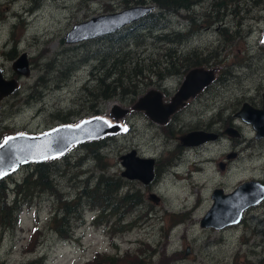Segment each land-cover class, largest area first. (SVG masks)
<instances>
[{"label": "rangeland", "instance_id": "1", "mask_svg": "<svg viewBox=\"0 0 264 264\" xmlns=\"http://www.w3.org/2000/svg\"><path fill=\"white\" fill-rule=\"evenodd\" d=\"M211 2L203 0L190 11L168 17L169 31L196 30L173 45L183 53L196 51L208 62L203 67L215 70L218 77L200 95L190 98L189 106L176 115L169 135L139 110L116 121L114 104L131 108L134 103L98 97L97 79L103 74L100 67L109 39L66 41L76 23L121 11L127 8L124 0H0V67L6 79L17 78L20 83L16 93L1 101L0 144L12 133L41 134L97 115L109 116L112 123L123 127L119 134L103 138L106 145L100 158L84 145L87 141L72 146L66 156L54 157L61 162L54 178L61 191L51 196L40 188L30 189L26 196L33 201L23 206L20 226L4 230L0 221V264H85L97 250L136 254L154 264L168 256L177 258L175 264H264V201L245 211L239 225L224 229L201 226L216 188L229 193L245 181L264 183V138H256L253 125L237 115L244 102L263 107L264 0L228 3L225 14L223 9L217 13ZM136 5L141 4L128 7ZM219 18L222 20L217 21ZM24 52L31 69L28 77L18 76L12 67ZM165 79L173 95L184 74ZM158 83L145 90L158 89ZM133 97L131 94L128 100ZM228 128L241 136L227 134ZM191 130L221 134L216 140L184 147L180 137ZM132 148L160 160L156 162L159 177L151 184L122 176L120 157ZM233 152L238 156L228 158ZM195 161H201L202 167L190 170ZM221 162L227 164L224 170ZM27 170L24 164L9 176L22 180ZM103 170L132 182L130 186L141 195L138 207L125 221L118 220L117 213L110 214L112 229L95 223L93 213L101 214L99 211L87 212L85 220L75 216L72 227L66 229H73L80 239H64L56 230L59 223L52 222L51 212L58 205L55 197L63 193L68 201L78 200L87 185L95 188ZM188 174L190 178L185 180ZM151 193L159 196L158 202L151 199ZM125 204L120 206L124 211L128 209ZM108 218L106 214L102 222ZM35 225L43 230L42 242L28 252L35 244L30 235Z\"/></svg>", "mask_w": 264, "mask_h": 264}, {"label": "trees", "instance_id": "2", "mask_svg": "<svg viewBox=\"0 0 264 264\" xmlns=\"http://www.w3.org/2000/svg\"><path fill=\"white\" fill-rule=\"evenodd\" d=\"M202 1L151 0V4H154L158 9L157 12H151L138 23L97 39V41L109 39L110 42L107 49L103 51V65L100 67L103 74L97 79L98 97L102 100L118 99L123 103L132 104L135 103L136 96L139 93L140 95L144 94L147 91L145 89L162 81L167 76L186 74L196 66L207 65L208 62L201 59L196 51L183 53L173 45L191 37L196 30L191 31L190 29L187 33H183L180 30L169 31L167 28L169 26L167 22L169 15H178L181 11H190ZM237 1L212 0L211 5L217 8L215 9L217 13L223 9L225 14L230 9L228 3L233 4ZM124 3L128 7L131 3L146 4L147 0H124ZM221 20L222 18H219L217 21ZM137 25L141 26L139 30L134 29ZM123 33L125 34L123 35ZM151 45L153 46L152 49H150ZM115 53H117V56L114 58L112 54ZM92 92L93 90H90V93ZM131 94L135 97L128 100ZM104 140L87 141L84 145L91 149L93 156L100 158L103 147L106 145ZM60 164L61 162L55 161L54 158L46 161L30 162L26 164L28 170L22 180L15 179L9 176L10 174L0 178V221L4 226V230L20 226L23 206L33 201L26 196L30 189L40 188L41 191L49 192L51 196L61 191L54 182L55 175L60 171ZM156 174L158 178V169H156ZM10 177L12 178L10 179ZM97 180L95 188H89L91 185H87L78 200L68 201V196L63 195V193L55 197L58 200V205L51 212L52 222L59 223L56 230L64 239H80V237L73 235V229H66V227L71 226V219H75V216L85 220L87 212L99 211L101 214H95V223L103 225L104 228H112L110 223L113 220H111L110 214L116 215L117 213L118 220L125 221L128 213L138 207L141 197L140 191L130 186L131 181L116 175H109L104 170ZM95 195H97V199ZM123 202L127 203L125 204L128 208L126 211H124V207H120L121 204H124ZM106 214L109 215V218L107 222H102V218ZM63 221L65 222L63 223ZM132 223L134 221L130 222V224ZM30 235L35 238L31 243L35 241V244L26 250L34 252L42 242L43 230L40 229V226L35 225ZM115 247L118 251L119 247ZM109 253L108 251L97 250L95 256L87 260L85 264H154L146 261L145 257L140 259L136 254ZM176 261L177 258L168 256L167 258H161L158 264L162 262L164 264H175Z\"/></svg>", "mask_w": 264, "mask_h": 264}, {"label": "water", "instance_id": "3", "mask_svg": "<svg viewBox=\"0 0 264 264\" xmlns=\"http://www.w3.org/2000/svg\"><path fill=\"white\" fill-rule=\"evenodd\" d=\"M154 4L136 5L121 11L101 14L89 20L75 24L66 35V41L79 43L85 40L95 39L115 33L124 27L137 22L154 11ZM18 76L31 74L27 53H22L12 64ZM216 78L215 70L204 67H195L185 76L180 88L172 96L169 102L164 101V94L159 89H150L138 97L133 110L144 111L154 122L167 123L170 116L185 106L186 102L196 97L205 87H208ZM20 88L17 78L6 79L3 68L0 67V123L1 101L16 93ZM131 108H122L119 105L112 107V113L116 121L125 118ZM244 121L253 125L256 137L264 138V95L263 107L257 108L248 102H244L237 112ZM123 129L116 122H108L102 116H94L85 119L78 125L64 124L42 134H13L0 145V178L12 173L23 164L60 156L66 153L74 144L100 139L105 136L118 134ZM226 133L231 136H239V131L228 128ZM216 133L195 130L183 135L180 139L186 146H197L215 140ZM236 156L229 154V158ZM123 177L131 180H139L148 185L156 177L155 157L139 155L136 148L121 155ZM225 163L221 162V169H225ZM151 199L158 202L159 196L151 193ZM213 205L201 220V226L206 228L224 229L241 222L245 211L261 203L264 200V183L257 180L245 181L238 185L232 192L225 193L223 188H216L212 193Z\"/></svg>", "mask_w": 264, "mask_h": 264}, {"label": "flooded vegetation", "instance_id": "4", "mask_svg": "<svg viewBox=\"0 0 264 264\" xmlns=\"http://www.w3.org/2000/svg\"><path fill=\"white\" fill-rule=\"evenodd\" d=\"M183 74V73H182ZM179 75H181V74H179ZM184 77H185V74H184ZM218 80V77H217V79H216V81ZM215 81V82H216ZM165 82H166V79L164 80H162V81H159V83H158V85H157V87H158V89L159 90H161L162 92H163V94H164V101L165 102H169L170 100H171V98H172V96L177 92V90L180 88H178L175 92H174V94L173 95H170V93H169V90H168V88H167V86H165ZM206 90V87L198 94V95H200L203 91H205ZM167 97H169V98H167ZM190 100V99H189ZM189 100L186 102V104H185V106L184 107H182L181 109H179L176 113H174L173 115H171L170 116V118H169V120H168V122L167 123H157V122H154L156 125H158L159 126V128H161V130H162V132L164 133H168L169 132V135L170 134H172V126H173V122H174V119H175V117H176V115L178 114V113H180L182 110H184L185 108H187L188 106H189ZM212 102L214 103L215 101L213 100V101H211V103H210V105L212 104ZM132 111H134V112H136L137 110H132ZM138 112H142L144 115H146V113L144 112V111H138ZM130 114H131V112H130ZM202 114V111H200V112H198L197 113V115L198 116H200ZM134 115V113H132L131 114V116H133ZM147 116V115H146ZM179 124H180V126L182 127V128H184L185 127V123H184V121H179ZM165 125V126H164ZM168 125V126H167ZM160 126H163V127H160ZM191 131H193V130H191ZM238 131V130H237ZM256 131V130H255ZM190 132V131H189ZM188 132V133H189ZM240 133V132H239ZM187 133H185L184 135H186ZM220 134L221 133H217V135H218V137H220ZM183 136V135H182ZM181 136V137H182ZM239 136H241V133H240V135ZM180 137V138H181ZM236 137V136H235ZM238 137V136H237ZM257 138V137H256ZM180 141H181V139H180ZM181 144L184 146V147H188V146H186V145H184L183 144V142L181 141ZM233 153H235L236 154V156H238V153L237 152H233ZM232 153V154H233ZM140 154V153H139ZM231 154V153H230ZM141 155V154H140ZM141 156H144V155H141ZM229 156V155H228ZM147 157H150V156H147ZM229 158V157H228ZM156 162L157 161H160V160H158L157 158H156V160H155ZM209 161V160H208ZM157 165V164H156ZM192 166H194L195 168H190V169H196L197 167L198 168H201L202 167V165H201V161H195L194 163H192L191 164ZM190 165V166H191ZM225 165H227L226 163H225ZM225 168H226V166H225ZM224 170V169H223ZM176 175V174H175ZM177 178L179 179L180 178V176H177ZM187 179H189V175H187V176H185V180H187ZM183 222V221H182ZM187 254V253H186ZM158 264V263H157ZM161 264H164V262H162ZM220 264H226V263H220Z\"/></svg>", "mask_w": 264, "mask_h": 264}, {"label": "bare ground", "instance_id": "5", "mask_svg": "<svg viewBox=\"0 0 264 264\" xmlns=\"http://www.w3.org/2000/svg\"><path fill=\"white\" fill-rule=\"evenodd\" d=\"M102 116H103V115H102ZM103 117L106 119V121H108V122H112V120H111V118H109V116L104 115Z\"/></svg>", "mask_w": 264, "mask_h": 264}]
</instances>
